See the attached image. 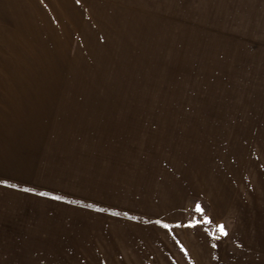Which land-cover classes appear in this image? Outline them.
Here are the masks:
<instances>
[{
  "label": "rangeland",
  "instance_id": "obj_1",
  "mask_svg": "<svg viewBox=\"0 0 264 264\" xmlns=\"http://www.w3.org/2000/svg\"><path fill=\"white\" fill-rule=\"evenodd\" d=\"M0 264H264V0H0Z\"/></svg>",
  "mask_w": 264,
  "mask_h": 264
},
{
  "label": "snow or ice",
  "instance_id": "obj_2",
  "mask_svg": "<svg viewBox=\"0 0 264 264\" xmlns=\"http://www.w3.org/2000/svg\"><path fill=\"white\" fill-rule=\"evenodd\" d=\"M77 2H79V0H77ZM6 182V181H5ZM44 195H48L47 193H45ZM56 199H63V197H56ZM197 211H202V208L199 204H197L196 206ZM167 226V225H166ZM219 229L222 233H224L226 235V231L223 225H219Z\"/></svg>",
  "mask_w": 264,
  "mask_h": 264
},
{
  "label": "built area",
  "instance_id": "obj_3",
  "mask_svg": "<svg viewBox=\"0 0 264 264\" xmlns=\"http://www.w3.org/2000/svg\"><path fill=\"white\" fill-rule=\"evenodd\" d=\"M201 220H202V217L199 216V217L197 218V221L200 222Z\"/></svg>",
  "mask_w": 264,
  "mask_h": 264
}]
</instances>
